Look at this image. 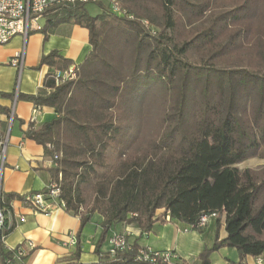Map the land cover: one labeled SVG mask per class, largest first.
Returning a JSON list of instances; mask_svg holds the SVG:
<instances>
[{
	"label": "trees",
	"instance_id": "obj_1",
	"mask_svg": "<svg viewBox=\"0 0 264 264\" xmlns=\"http://www.w3.org/2000/svg\"><path fill=\"white\" fill-rule=\"evenodd\" d=\"M92 4L95 16L80 3L49 11L42 30L45 39L62 24L88 30L91 51L76 78L55 84V73L73 62L51 52L40 60L50 69L43 90L19 96L55 113L24 136L55 162L51 182L63 209L80 220L77 235L98 215L100 255L115 224L142 236L166 215L192 231L201 216L215 214L219 224L224 215L226 237L192 264H211L222 247L240 261L263 258L264 166H237L264 160V0H121L132 20L104 1ZM84 183H91L88 202ZM50 191L40 194L48 199ZM34 194L4 201L1 193V205L32 206ZM140 249L135 240L130 251L95 264H145ZM80 252L78 240L75 259ZM0 264H12L1 241Z\"/></svg>",
	"mask_w": 264,
	"mask_h": 264
},
{
	"label": "crops",
	"instance_id": "obj_2",
	"mask_svg": "<svg viewBox=\"0 0 264 264\" xmlns=\"http://www.w3.org/2000/svg\"><path fill=\"white\" fill-rule=\"evenodd\" d=\"M23 46L24 62L19 72L10 65V61ZM90 51L88 30L73 24L59 25L51 33H47L46 39L44 33L38 32L32 33L25 45L19 36L0 45V141L7 140L1 190L4 201L10 194L27 198L53 186L48 171L54 166L53 160L45 155L43 146L25 138L24 133L29 124L39 127L52 120L55 113L48 107H35L19 96L36 95L43 90L44 79L50 72L47 65L40 64L43 56L57 52L77 67ZM43 199L47 205L58 204L57 199ZM7 205L13 216L14 228L6 235L2 243L3 249L8 252L22 249L24 252L22 256H13L12 264H95L101 255L112 256L109 238L113 234L124 233L133 234L129 236L130 243L136 240L141 248L150 247L157 252L175 251L183 264H192L204 249L212 247L217 237L218 240L226 237L224 215L219 224L215 218H211L203 228L191 233L184 232L185 225L162 223V228L155 234L157 238H152L151 232L139 236V232L132 226L120 223L111 228L105 243L99 249L100 255H97L95 246L101 234L98 215H93L78 236L79 218L61 207L42 211L19 199L10 200ZM161 212L158 211L157 214ZM167 230L170 231L168 243L158 245V239L164 240ZM78 240L81 252L79 258L75 259ZM209 260L211 264H227L228 261L257 264L256 258L250 256L240 261L237 251L227 247L211 253Z\"/></svg>",
	"mask_w": 264,
	"mask_h": 264
},
{
	"label": "built area",
	"instance_id": "obj_3",
	"mask_svg": "<svg viewBox=\"0 0 264 264\" xmlns=\"http://www.w3.org/2000/svg\"><path fill=\"white\" fill-rule=\"evenodd\" d=\"M99 0H0V45L8 43L11 39L19 36L23 39L25 45L27 38L32 33L42 32L43 21L49 11L58 9L69 4H91ZM108 4V11L117 16L125 17L127 19H134V16L128 13L121 5V0H104ZM142 24L148 26L147 21H142ZM25 55V47L15 53L10 61V65L16 68L19 72L23 67ZM77 67L72 66L65 72H56L54 75L55 84L59 85L64 81H71L76 78ZM7 147V140L0 141V241L3 243L5 239V231L10 229L13 224V216L11 210L3 208L1 205V190L3 173L5 170V152ZM57 157H54L56 160ZM54 162V161H53ZM54 162V166H55ZM49 199H57L59 190L52 186L49 188ZM40 193L34 194L30 198V203L33 208L42 211H49L55 207L64 208V203L58 200V204L47 205ZM215 214L203 215L195 225V229L203 228L211 218H215ZM165 221L169 223L170 217L165 216ZM191 230V228L184 229V232ZM133 234H113L109 238L110 254L114 256L117 252L130 251L132 243L129 242V236ZM31 247V245H30ZM24 254L22 249H17L12 252L13 256H22ZM137 260L145 264H183L180 257L175 251L157 252L150 247L141 248L138 251ZM257 264H264V258H256Z\"/></svg>",
	"mask_w": 264,
	"mask_h": 264
},
{
	"label": "rangeland",
	"instance_id": "obj_4",
	"mask_svg": "<svg viewBox=\"0 0 264 264\" xmlns=\"http://www.w3.org/2000/svg\"><path fill=\"white\" fill-rule=\"evenodd\" d=\"M103 1V0H100ZM86 8L88 9L89 13L93 16H95L96 14H98L100 12L99 7H97L94 4H86ZM264 166V160L261 159H250V160H246L242 163H240L237 167L241 170L246 169V168H250V169H258ZM90 187H91V183H84L81 185L80 187V192L86 197L87 202L90 200L91 198V192H90ZM163 226L162 223H156L155 226L152 227L151 229V234L150 236L152 238L156 237L157 235H155L157 233V231H159V229H161ZM170 229H174L172 226H169ZM156 229V230H154ZM192 230H189V233H191ZM169 237H170V231L167 230L166 234H165V239L164 240H159V244L158 245H166L169 241ZM157 238V237H156Z\"/></svg>",
	"mask_w": 264,
	"mask_h": 264
}]
</instances>
